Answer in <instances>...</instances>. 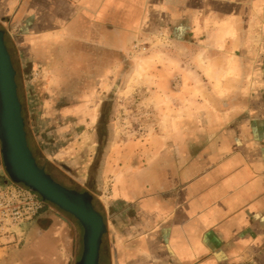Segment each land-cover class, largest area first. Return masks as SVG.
<instances>
[{
  "label": "crops",
  "instance_id": "0c3cea01",
  "mask_svg": "<svg viewBox=\"0 0 264 264\" xmlns=\"http://www.w3.org/2000/svg\"><path fill=\"white\" fill-rule=\"evenodd\" d=\"M154 10L192 51L179 92L209 100L179 99L191 116L113 152L99 264H264V0H0V30L30 69L48 70L50 91L70 81L77 101L63 111L78 126L84 92ZM74 231L64 218L29 226L17 264H76Z\"/></svg>",
  "mask_w": 264,
  "mask_h": 264
},
{
  "label": "rangeland",
  "instance_id": "374dc122",
  "mask_svg": "<svg viewBox=\"0 0 264 264\" xmlns=\"http://www.w3.org/2000/svg\"><path fill=\"white\" fill-rule=\"evenodd\" d=\"M147 14L146 25L142 22L137 27L135 39L123 50L120 61L114 64L109 75L103 76L87 93L84 92L87 94L82 110L81 122L84 124L78 126L76 118H65L63 111V107L77 101L69 96L70 81L50 91L48 70L39 68L34 72L30 69L31 64L21 60L14 43H8L9 38L4 35L15 70L17 97L22 107L29 148L39 165L44 166L64 187L88 192L95 210L102 216L111 207L108 208L114 177L111 164L116 166L113 152L128 150L137 141L143 144L149 132L160 133L168 126L174 127L165 121L189 114L188 108L177 107L180 100H189L186 103L190 104L194 97L206 105L209 100L204 89L188 92L190 94L179 92L180 72L185 69L190 73L188 70L194 67L192 51L172 42L169 22L159 12L154 10ZM104 55L103 64L114 62L108 53ZM188 78L191 80L192 75L189 74ZM169 87L172 91H166ZM199 113L204 117L207 108ZM17 185L19 183L11 182L5 171L0 143V193ZM40 212L37 218L38 214L0 233V238L5 240L0 247L8 249L0 258V264H17L15 251L24 245L23 234L29 226L41 228L50 219L68 220L83 247V228L72 215L47 201Z\"/></svg>",
  "mask_w": 264,
  "mask_h": 264
},
{
  "label": "water",
  "instance_id": "95a60500",
  "mask_svg": "<svg viewBox=\"0 0 264 264\" xmlns=\"http://www.w3.org/2000/svg\"><path fill=\"white\" fill-rule=\"evenodd\" d=\"M0 30V143L9 180L23 184L45 201L72 215L83 228V247L76 264H99L102 237L106 232L103 216L95 210L88 192L68 189L40 167L28 146L15 70Z\"/></svg>",
  "mask_w": 264,
  "mask_h": 264
},
{
  "label": "built area",
  "instance_id": "2783aa9c",
  "mask_svg": "<svg viewBox=\"0 0 264 264\" xmlns=\"http://www.w3.org/2000/svg\"><path fill=\"white\" fill-rule=\"evenodd\" d=\"M45 203L39 194L21 184L0 193V233L7 232L11 225L33 219Z\"/></svg>",
  "mask_w": 264,
  "mask_h": 264
},
{
  "label": "flooded vegetation",
  "instance_id": "af4514ba",
  "mask_svg": "<svg viewBox=\"0 0 264 264\" xmlns=\"http://www.w3.org/2000/svg\"><path fill=\"white\" fill-rule=\"evenodd\" d=\"M35 159H36V162L38 163V160H37L36 157H35ZM38 165H39V163H38ZM39 166H40V165H39ZM40 167L44 168L45 172L51 176V174L46 170V168H45L44 166H40ZM51 177H52L53 180H55L53 176H51ZM55 181H56V180H55ZM56 182H58V181H56ZM58 183H59V182H58ZM59 184H61V183H59ZM61 185H62V184H61ZM62 186H63V185H62ZM39 215H41V212L38 213V215L36 216V218H37Z\"/></svg>",
  "mask_w": 264,
  "mask_h": 264
}]
</instances>
